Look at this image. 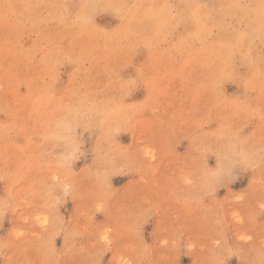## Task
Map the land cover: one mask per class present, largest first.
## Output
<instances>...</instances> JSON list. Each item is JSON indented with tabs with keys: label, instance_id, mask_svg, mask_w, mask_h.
<instances>
[{
	"label": "rangeland",
	"instance_id": "1",
	"mask_svg": "<svg viewBox=\"0 0 264 264\" xmlns=\"http://www.w3.org/2000/svg\"><path fill=\"white\" fill-rule=\"evenodd\" d=\"M0 264H264V0H0Z\"/></svg>",
	"mask_w": 264,
	"mask_h": 264
},
{
	"label": "bare ground",
	"instance_id": "2",
	"mask_svg": "<svg viewBox=\"0 0 264 264\" xmlns=\"http://www.w3.org/2000/svg\"><path fill=\"white\" fill-rule=\"evenodd\" d=\"M154 160H156V156L152 155V156L149 157V162H153Z\"/></svg>",
	"mask_w": 264,
	"mask_h": 264
}]
</instances>
